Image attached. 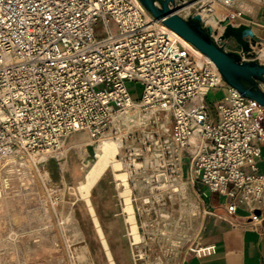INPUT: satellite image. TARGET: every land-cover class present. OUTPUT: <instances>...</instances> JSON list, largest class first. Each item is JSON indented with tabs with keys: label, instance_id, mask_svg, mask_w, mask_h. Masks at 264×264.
<instances>
[{
	"label": "built area",
	"instance_id": "1",
	"mask_svg": "<svg viewBox=\"0 0 264 264\" xmlns=\"http://www.w3.org/2000/svg\"><path fill=\"white\" fill-rule=\"evenodd\" d=\"M234 1L179 0L177 13L198 15L214 40L234 49L203 8L223 5L230 10L223 19L250 26ZM256 37L258 58L264 36ZM197 51L139 0H0V162L15 160L12 173H0V193L10 174L39 175L47 160L61 159L72 133L85 132L92 143L120 139L129 177L152 190L175 193L185 163L194 183L226 196L229 214L243 207L258 223L264 107L225 83L213 64L199 63ZM126 81L141 85L137 99ZM217 88L224 94L208 102ZM202 250L196 240L186 249Z\"/></svg>",
	"mask_w": 264,
	"mask_h": 264
},
{
	"label": "rangeland",
	"instance_id": "2",
	"mask_svg": "<svg viewBox=\"0 0 264 264\" xmlns=\"http://www.w3.org/2000/svg\"><path fill=\"white\" fill-rule=\"evenodd\" d=\"M241 1L242 3L234 2L231 8H245L241 10L252 20L254 13L248 8L252 7L255 10L260 7V4L257 0ZM203 8L204 11L217 13L220 20L230 12L227 7L215 3L207 4ZM213 8H216L218 12H215ZM110 26L112 27L113 24L110 23ZM102 30V24L98 23L94 29L95 34L101 36ZM259 51L260 49L258 53ZM197 57L199 63L203 59L206 60L204 56L197 55ZM126 88L133 99H137L141 94L142 88L139 82L126 81ZM223 94L224 90L217 88L211 90L206 99L212 102ZM140 131L141 128L132 130L136 132V136ZM123 132L120 133V137L124 135ZM86 136L85 132H75L67 142L73 145L68 152L84 157V166L79 164L84 172L89 166V161L87 162L86 159L93 155V153L88 154L85 144L88 143L97 153L100 151L99 142L91 143ZM262 150L264 153V148ZM122 153L121 148L116 158L123 163L124 168L113 171L111 167H107V174H111L112 171L114 173L128 171L126 162L129 160L121 158ZM10 158L13 159V157ZM12 159L8 158L0 162L3 165L0 171L2 175L6 170L12 173L15 164V160ZM19 160L16 159L18 162ZM257 165L260 172L264 171V161L258 162ZM184 170L189 171L188 165ZM10 175H12V188L0 193V264H92L90 254L87 260L78 257V252L83 247L87 248L84 245L86 242L89 244L90 251L94 254L97 250L103 259V264H107L105 249L100 239L96 235L86 238L87 240L83 238L75 215L78 205L84 201L93 221L90 209L93 207L89 198L87 201L84 191L79 189L80 181L74 187H66L62 190L50 183L44 185L39 179L41 176L44 177L41 173L38 175L36 172L27 171L20 180L16 176L13 177L14 174ZM180 178L184 182L190 179L184 173ZM116 182L117 180L114 181V185L110 184L108 201L113 196L116 197L119 200V211L116 215L109 217L112 221V229H106L103 232L110 243L117 264L173 263L176 253L181 249L184 251L187 249L195 230L196 212L189 211L186 216V212L182 210L188 206L186 191L179 194L170 189L152 190L150 185L147 186L142 181V177H128L131 203L137 225L139 224L138 231L142 236L138 243H132L133 240L127 233L129 232L128 224L124 222L125 212L123 211V194H121L123 187L116 186ZM87 220L90 222L89 216Z\"/></svg>",
	"mask_w": 264,
	"mask_h": 264
},
{
	"label": "crops",
	"instance_id": "3",
	"mask_svg": "<svg viewBox=\"0 0 264 264\" xmlns=\"http://www.w3.org/2000/svg\"><path fill=\"white\" fill-rule=\"evenodd\" d=\"M240 1L235 0L234 2L242 3ZM241 9L245 8L241 7ZM248 9L254 13L252 24L250 25L254 34L260 37L264 36V8L260 5L255 10L252 7ZM69 137L66 140L61 159L55 160L51 158L47 160L41 165L39 171L44 176L39 177V179L43 178L47 184L50 183L62 190L66 187H74L83 179L84 173V169L81 166L84 163V157L76 156L72 152H68L73 146L67 143ZM86 137L90 141L89 136L87 135ZM86 147L89 153L91 146L87 143L85 144ZM263 148L264 145L261 147L262 154L258 162L264 161ZM80 163L81 165H79ZM186 166L184 163L181 174L183 175L184 173L190 179L182 182L185 184L188 201L191 199L196 204V209L194 210L196 212V216L194 217L195 230L190 242L194 240L198 241L203 246V250L199 253H190L181 249L176 253L174 262L172 261L173 263L171 264H264V205L259 215H257L259 218L258 223L253 221L250 213L243 207H238L234 213L229 214L225 208L226 196L210 191L203 185L194 183L191 179L190 171L184 170ZM113 171L111 174H107L105 170L91 186L89 192L91 205L103 231L112 229V221L109 217L110 215H116L119 211V200L116 197L113 196L108 201L110 184L114 185V181L116 180V173ZM31 173L34 172L31 171ZM261 173L264 174V171H261ZM11 176L6 177L7 186L2 188V192L12 188ZM16 178L21 179V177L17 176ZM188 213L189 211L185 215L187 216ZM75 215L81 227L83 238L88 239L94 235L98 238L91 215L84 201L78 205ZM88 216L90 222L87 220ZM84 245L89 250L92 264H103V259L98 251L95 250L93 254L90 251L88 242ZM108 245L115 264H117L110 243Z\"/></svg>",
	"mask_w": 264,
	"mask_h": 264
},
{
	"label": "water",
	"instance_id": "4",
	"mask_svg": "<svg viewBox=\"0 0 264 264\" xmlns=\"http://www.w3.org/2000/svg\"><path fill=\"white\" fill-rule=\"evenodd\" d=\"M139 1L156 19L206 55L225 83L264 107V63L258 60L252 49L257 37L249 25L233 26L227 18L219 20L224 26L220 39H228L234 47L231 49L213 39L208 26L203 25L198 15L183 17L178 14L179 0ZM239 49L245 54L244 58ZM89 153H93L91 147ZM254 213L259 215L260 211Z\"/></svg>",
	"mask_w": 264,
	"mask_h": 264
},
{
	"label": "bare ground",
	"instance_id": "5",
	"mask_svg": "<svg viewBox=\"0 0 264 264\" xmlns=\"http://www.w3.org/2000/svg\"><path fill=\"white\" fill-rule=\"evenodd\" d=\"M185 6L187 7L188 4ZM213 9L215 10V12H218L216 8H213ZM204 12L206 13L207 17H209L210 25H213V26L217 25L218 21L220 20V18H218V14L217 13L214 14L212 13L214 11H208V10ZM197 55L204 56L206 58V61L213 64L212 61L206 55L201 53L199 50L197 51V54H196V60L198 62L199 60H198ZM258 58L264 59V47L260 48V51L258 53ZM98 146L100 147V151L97 153L93 149L92 157L86 159L87 162L89 161L88 162L89 166L84 172V176H83L84 179L80 181L79 183V189L81 191H84V195L87 201H89L88 198H89V192H90L91 186L103 174V172L106 170L107 167H111L114 171L121 170L124 168L123 163L116 158V156L119 154L120 147H121L120 139L115 140V139L105 136L100 140V142L98 143ZM115 175H116L115 177H118L116 178L117 180L116 185H118L119 188L123 187V191L121 192V194H123V204H124L123 211L125 212L124 222L128 224V229H129V232L127 233L133 240L132 243H138L139 240L142 239V236L140 235L138 231L139 224L137 225L135 213H134V207L131 203V197H130L131 188L129 187V184H128L129 173L128 171H125V172H118ZM177 184H178L177 188L174 189L176 191L175 193L179 192V194L181 193L183 194L186 191L185 184L184 183L183 184L177 183ZM187 204L188 206L182 208V210H184L185 212L194 211L196 209V204L191 199H189ZM90 209L93 215L94 227L98 235V238L100 239L101 244L105 249L107 260L109 264H115V261L112 257L105 234L94 213V210L92 208ZM66 219L68 221L69 217L67 216ZM78 257H80L81 259L87 260L89 258L88 248L83 247L82 250L78 252Z\"/></svg>",
	"mask_w": 264,
	"mask_h": 264
}]
</instances>
